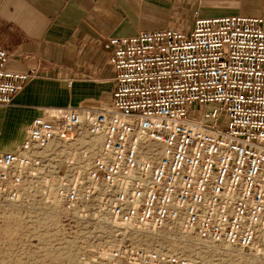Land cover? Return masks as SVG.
Masks as SVG:
<instances>
[{
  "label": "built area",
  "instance_id": "obj_1",
  "mask_svg": "<svg viewBox=\"0 0 264 264\" xmlns=\"http://www.w3.org/2000/svg\"><path fill=\"white\" fill-rule=\"evenodd\" d=\"M195 15L108 38L110 100L41 108L0 151V204L35 258L196 264L212 245L264 260L263 19ZM9 58L0 46V106L31 79Z\"/></svg>",
  "mask_w": 264,
  "mask_h": 264
},
{
  "label": "crops",
  "instance_id": "obj_2",
  "mask_svg": "<svg viewBox=\"0 0 264 264\" xmlns=\"http://www.w3.org/2000/svg\"><path fill=\"white\" fill-rule=\"evenodd\" d=\"M197 12L258 17L264 28V0H0L6 70L31 75L12 103L20 108L14 109L17 123L28 127L32 112L44 107L94 101L95 88L86 84L113 78L101 50L108 38L179 28L188 19L193 24Z\"/></svg>",
  "mask_w": 264,
  "mask_h": 264
},
{
  "label": "rangeland",
  "instance_id": "obj_3",
  "mask_svg": "<svg viewBox=\"0 0 264 264\" xmlns=\"http://www.w3.org/2000/svg\"><path fill=\"white\" fill-rule=\"evenodd\" d=\"M191 27L192 23L188 19L184 22V24H181V27L179 28L190 29ZM104 64L107 65L106 60H104ZM110 79L105 78V80L100 83H96L95 85L86 84V86H91L92 90L95 88L94 101L74 99L72 105L100 106L108 102L110 100L111 92L113 89L112 78ZM79 86L81 88L84 87L83 84ZM73 87H75V84L72 85V88ZM12 109L14 110L20 108H16L12 105L0 106V151L6 149L8 143L15 136L16 119L14 117L13 120H11L9 119V117H7V113ZM21 111L28 112L31 110L21 109ZM32 113L33 114L31 116L30 122L34 117L40 115L41 112L39 111ZM27 128L25 129L21 138L17 139V144L12 148L11 151L16 149L18 150V148L21 146L23 140L25 139ZM18 211L20 212L17 206L14 207L6 204H0V264H94L93 262H81L78 259L74 258L70 260H58L55 258H51V254H49L48 257L44 256L43 258H35V256L32 255L33 247L30 249L31 244H19V239L23 232L27 230V226L23 225L20 220L17 221V216H19ZM24 240L25 241L23 242H27V239ZM29 241L30 239L28 240V242ZM195 254L197 255L196 264H264L263 259H257L256 257L246 252L225 249L219 246L202 245L197 248ZM97 263L104 264L103 262Z\"/></svg>",
  "mask_w": 264,
  "mask_h": 264
},
{
  "label": "bare ground",
  "instance_id": "obj_4",
  "mask_svg": "<svg viewBox=\"0 0 264 264\" xmlns=\"http://www.w3.org/2000/svg\"><path fill=\"white\" fill-rule=\"evenodd\" d=\"M71 85V84H70ZM7 117H9V119H11V120H13V118L15 117V119H16V122H15V127H16V130H15V136H14V138L8 143V145H7V147H6V149H4V150H1V152H13V151H15V150H13V151H11L12 150V148L17 144V139L18 138H21V136L23 135V133H24V131H25V129L27 128L26 127V124L25 123H17V115H16V111L15 110H10L9 111V113H8V116ZM28 129V128H27ZM102 142V138H100V140H99V143H101ZM17 150V149H16Z\"/></svg>",
  "mask_w": 264,
  "mask_h": 264
}]
</instances>
